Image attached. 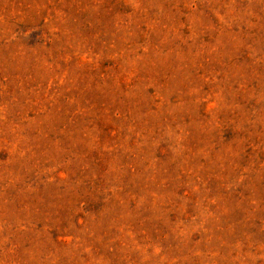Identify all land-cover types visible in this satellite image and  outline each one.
Returning <instances> with one entry per match:
<instances>
[{
  "label": "rangeland",
  "instance_id": "1",
  "mask_svg": "<svg viewBox=\"0 0 264 264\" xmlns=\"http://www.w3.org/2000/svg\"><path fill=\"white\" fill-rule=\"evenodd\" d=\"M0 264H264V0H0Z\"/></svg>",
  "mask_w": 264,
  "mask_h": 264
}]
</instances>
